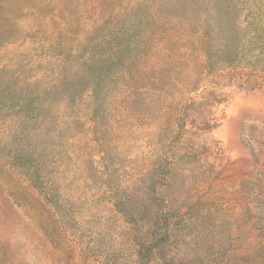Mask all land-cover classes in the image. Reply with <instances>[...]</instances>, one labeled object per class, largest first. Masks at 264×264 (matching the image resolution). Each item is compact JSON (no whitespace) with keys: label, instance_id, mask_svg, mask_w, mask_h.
Masks as SVG:
<instances>
[{"label":"rangeland","instance_id":"rangeland-1","mask_svg":"<svg viewBox=\"0 0 264 264\" xmlns=\"http://www.w3.org/2000/svg\"><path fill=\"white\" fill-rule=\"evenodd\" d=\"M0 264H264V0H0Z\"/></svg>","mask_w":264,"mask_h":264}]
</instances>
